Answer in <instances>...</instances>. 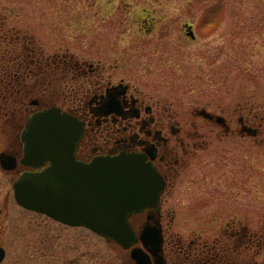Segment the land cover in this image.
<instances>
[{
    "label": "rangeland",
    "instance_id": "obj_1",
    "mask_svg": "<svg viewBox=\"0 0 264 264\" xmlns=\"http://www.w3.org/2000/svg\"><path fill=\"white\" fill-rule=\"evenodd\" d=\"M185 23L192 24L194 38L185 34ZM65 48L99 64L112 80L131 83L148 102L157 100L182 133L202 134L195 141L204 148H197L190 170L163 199V224L175 248L177 239L202 248L216 240L220 252L221 241L230 239L226 229L239 227L264 238V120L256 136L241 132L238 122L242 116L253 126L264 115V0H0V86L15 72L18 80L11 83L30 90L35 76L27 67L36 70L27 65L31 57ZM49 88L42 82L30 96ZM12 89L5 85L0 97V150L11 148L13 128L6 119L21 105L3 106L14 97ZM200 109L223 116L225 126ZM11 180L0 168V264H59L63 246L81 264H123L126 252L85 227L64 228L22 209ZM49 234L52 251L42 241Z\"/></svg>",
    "mask_w": 264,
    "mask_h": 264
},
{
    "label": "flooded vegetation",
    "instance_id": "obj_2",
    "mask_svg": "<svg viewBox=\"0 0 264 264\" xmlns=\"http://www.w3.org/2000/svg\"><path fill=\"white\" fill-rule=\"evenodd\" d=\"M185 24L191 25L192 29L191 23ZM184 31L186 34L185 25ZM31 64L36 67V70L27 67V75L29 76L30 73L35 76L30 90L25 89L24 83L21 85L18 81L16 84L10 83L13 87V98L17 103H21L18 107V115L6 119V123L11 121L10 126L13 128L12 145L11 148L4 147L2 150L13 156L16 161L14 169L4 170L12 174L11 182L23 171L40 170L51 164L50 160H45L41 166L34 168L21 163L25 156L21 135L27 120L35 113L58 108L59 111L65 112L81 124V134L74 148L75 160L89 163L97 156H116L122 152L136 153L144 156L145 160L161 176L164 186L159 195L156 220L161 229L162 258L156 262L151 256L152 264H264L262 233L248 234L247 228L244 229V227L231 228L229 231L226 229L225 233L230 239L226 243L221 241V245H224L225 248H222L220 252L214 248L216 240L213 241L212 246L204 245L205 247L202 248L203 246H198L196 241H191L187 246H183L180 244L181 240L177 239L175 248L174 240L167 238L166 228L163 224L164 196L170 193L172 188H175L178 177L184 171L190 170L191 160L197 155V150L204 148L203 141H195V139L202 140V134L196 130L182 133L180 127L171 122V116L166 115L164 107L157 100L153 103L148 102V97L131 83L125 82L122 78L112 80L111 74L104 75V68L99 64L85 62L83 59L78 60L66 48L64 51L50 52L44 57L42 55L31 57L27 65ZM14 66L13 64L12 68L15 69L16 66ZM41 69H45L46 75L39 77L37 71ZM10 78L18 80V74L14 72ZM46 81L48 85L50 83L49 90H43L31 97L32 91H35L42 82ZM57 86L60 87L56 88ZM256 118L257 122L252 126L253 136L261 133L260 127L264 115H259ZM210 120L215 121V118ZM238 122L241 125H247L242 116L238 117ZM256 144L259 146L258 142ZM180 182L182 181L179 180L178 183ZM21 208L34 214L43 215L64 228H84V226H72L43 213ZM150 211L151 209L144 208L129 215L128 221L135 232H138L140 227L145 224ZM88 230L99 237L92 230ZM51 234H49L51 239H47V237L42 239L49 251L53 250ZM60 234L59 232L55 235L60 236ZM254 236L255 238H252ZM42 241L40 242L42 243ZM64 241L67 242V239ZM104 241L119 247L112 240L104 239ZM242 243H244L243 246L238 249ZM133 245H139V241ZM69 246L73 247L74 245ZM250 248L252 253L249 255ZM121 250L126 252L125 259L121 260V263L136 264L128 249L121 248ZM73 251L63 246L61 256L57 257L59 264H81L80 256L69 253ZM201 251L209 254L201 255ZM192 252L198 256L193 259L189 258ZM239 253L247 256L239 257ZM49 257L54 256L49 254Z\"/></svg>",
    "mask_w": 264,
    "mask_h": 264
},
{
    "label": "water",
    "instance_id": "obj_3",
    "mask_svg": "<svg viewBox=\"0 0 264 264\" xmlns=\"http://www.w3.org/2000/svg\"><path fill=\"white\" fill-rule=\"evenodd\" d=\"M187 34L193 37L190 26ZM207 119L221 115L200 109ZM241 131L253 134V128L242 125ZM81 134V124L58 108L31 116L22 132L24 154L21 163L39 167L45 160L51 164L40 170L23 171L11 182L13 197L20 206L46 214L69 225H82L127 249L136 264H152L162 258L161 229L156 209L164 181L142 155L119 153L97 156L89 163L75 160L74 148ZM15 158L0 151V167L15 168ZM148 208L147 221L135 232L128 217ZM155 209V210H154ZM0 247V261L4 257Z\"/></svg>",
    "mask_w": 264,
    "mask_h": 264
},
{
    "label": "trees",
    "instance_id": "obj_4",
    "mask_svg": "<svg viewBox=\"0 0 264 264\" xmlns=\"http://www.w3.org/2000/svg\"><path fill=\"white\" fill-rule=\"evenodd\" d=\"M210 26L211 27H213L214 26V21L213 20H210ZM3 64V63H2ZM14 64V63H13ZM12 64V65H13ZM9 67H11V66H9ZM9 67H8V69H9ZM4 68V71H6L7 70V68H5L4 66H2V69ZM7 72V71H6ZM3 75V74H2ZM6 78H4L3 79V83H1V86H0V97H2V94H3V89H4V86L5 85H8V84H10L12 81H11V78H10V76L8 77V76H5ZM21 84H23V83H21ZM11 91H13V90H11ZM12 95H13V93H12ZM6 100H4V99H2L1 100V102H5ZM15 103H17L16 102V100L14 99V98H12V99H8L4 104H3V106H6V108L7 109H12V106L15 104Z\"/></svg>",
    "mask_w": 264,
    "mask_h": 264
}]
</instances>
